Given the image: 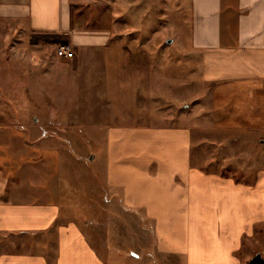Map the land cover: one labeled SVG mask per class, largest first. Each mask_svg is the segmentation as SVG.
<instances>
[{"label": "crops", "instance_id": "obj_1", "mask_svg": "<svg viewBox=\"0 0 264 264\" xmlns=\"http://www.w3.org/2000/svg\"><path fill=\"white\" fill-rule=\"evenodd\" d=\"M74 6L0 0V24L68 36L79 67L108 48L112 33L80 26ZM189 7L183 50L192 69L179 97L192 103L170 126L85 128L90 175L78 176L66 142L40 137L35 116L0 107V264H246L244 244L264 246V0H189ZM32 63L29 56L26 97ZM15 75L0 84L14 91L1 102L21 99ZM229 167L237 171L222 172ZM242 173H252L249 183ZM74 193L88 194L87 216ZM149 229L152 254H129L148 245ZM129 234L130 244L122 239Z\"/></svg>", "mask_w": 264, "mask_h": 264}, {"label": "rangeland", "instance_id": "obj_2", "mask_svg": "<svg viewBox=\"0 0 264 264\" xmlns=\"http://www.w3.org/2000/svg\"><path fill=\"white\" fill-rule=\"evenodd\" d=\"M73 1L72 16L80 26L111 31L108 48L89 53L78 67L76 51L70 61L57 62L54 53L61 43L33 44V36L45 34L13 32L8 25L0 24V73L6 72L0 75V84L6 79L12 80L15 71V76L23 83L21 99L11 101L6 96L5 102L0 101V107L7 110L14 107L30 121L35 116L36 125L30 124L39 129L40 137L66 142L71 154L78 159L75 171L78 176H85L91 174L87 167H91L93 157L89 143L92 139L84 132L85 128L96 124L104 127L147 123L170 126L179 122L177 117L182 107L192 103L193 97L186 101L179 97L180 90L188 88L185 84L192 69L188 66L189 52L183 50L189 45L190 7L189 0ZM48 13L50 17L54 15L53 11ZM29 56L34 62L31 65H35L31 67L36 69L31 74V95L26 97ZM196 83L199 90V77ZM5 92L12 95L13 86H0V94ZM33 97L36 101L29 102ZM76 143L82 144L84 149L77 150ZM236 168H225L222 172L232 175ZM208 169L219 172L218 166ZM251 177L252 173H242L240 178L249 183ZM73 200L82 215L87 216L88 194L74 193ZM118 232L124 233L123 230ZM131 232L135 237V231ZM130 234L122 236L129 244L135 241ZM154 238V229H149L148 245L134 247L129 254L143 255L148 250L151 255ZM123 253L128 256V251L123 250ZM240 253L250 259L258 253L264 257V246L246 242Z\"/></svg>", "mask_w": 264, "mask_h": 264}, {"label": "trees", "instance_id": "obj_3", "mask_svg": "<svg viewBox=\"0 0 264 264\" xmlns=\"http://www.w3.org/2000/svg\"><path fill=\"white\" fill-rule=\"evenodd\" d=\"M31 42L33 44L38 43H61L62 46H68L70 43V39L68 36L58 35V34H45V35H36L31 38Z\"/></svg>", "mask_w": 264, "mask_h": 264}, {"label": "built area", "instance_id": "obj_4", "mask_svg": "<svg viewBox=\"0 0 264 264\" xmlns=\"http://www.w3.org/2000/svg\"><path fill=\"white\" fill-rule=\"evenodd\" d=\"M56 54L60 58L72 59L74 57L73 49L68 46H59L56 50Z\"/></svg>", "mask_w": 264, "mask_h": 264}, {"label": "water", "instance_id": "obj_5", "mask_svg": "<svg viewBox=\"0 0 264 264\" xmlns=\"http://www.w3.org/2000/svg\"><path fill=\"white\" fill-rule=\"evenodd\" d=\"M171 43V41H168ZM246 264H264V257L258 253L254 257H252Z\"/></svg>", "mask_w": 264, "mask_h": 264}]
</instances>
